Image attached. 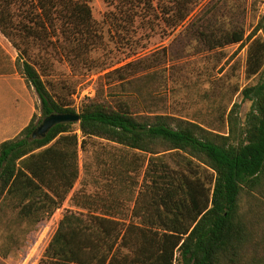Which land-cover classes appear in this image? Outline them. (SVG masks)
I'll return each mask as SVG.
<instances>
[{
    "label": "trees",
    "instance_id": "trees-1",
    "mask_svg": "<svg viewBox=\"0 0 264 264\" xmlns=\"http://www.w3.org/2000/svg\"><path fill=\"white\" fill-rule=\"evenodd\" d=\"M184 2L172 0L166 18L183 22ZM91 17L85 0H0V31L19 51L15 68L34 91L39 113L0 142V202L16 199L24 217L51 216L78 179L79 147L89 137L148 155L131 220L65 212L37 264H264V41L255 36L264 33V11L246 36L242 29L200 32L211 48L246 45L245 74L261 75L241 90L251 101L244 122L237 121L234 104L223 121L226 133L171 114L135 111L124 98L131 95L122 84L125 73L117 75L121 92L107 99L98 91L77 112L52 92L15 38L78 40L88 34ZM51 113H75L79 120L32 139ZM166 152L182 155L178 167L162 159Z\"/></svg>",
    "mask_w": 264,
    "mask_h": 264
},
{
    "label": "rangeland",
    "instance_id": "rangeland-1",
    "mask_svg": "<svg viewBox=\"0 0 264 264\" xmlns=\"http://www.w3.org/2000/svg\"><path fill=\"white\" fill-rule=\"evenodd\" d=\"M85 1L92 16L86 36L15 38L20 48L28 49L47 87L76 112L98 91L107 99L121 92L117 75L125 73L127 82L122 84L131 95L123 97L139 113L171 114L226 133L223 121L237 104V121L244 122L251 101L241 90L261 75L246 76V45L211 48L200 32L242 29L246 36L263 13L264 0H184L187 17L179 23L164 15L174 7L172 0H153L151 5L142 0ZM255 36L264 41L261 31ZM18 53L0 31V142L15 137L39 114L34 91L16 71ZM177 154L161 157L176 168L182 159ZM147 158L138 150L87 138L78 151V179L54 223L49 221L55 212L24 217L16 199L0 202V264H37L65 212L108 214L127 223Z\"/></svg>",
    "mask_w": 264,
    "mask_h": 264
},
{
    "label": "water",
    "instance_id": "water-1",
    "mask_svg": "<svg viewBox=\"0 0 264 264\" xmlns=\"http://www.w3.org/2000/svg\"><path fill=\"white\" fill-rule=\"evenodd\" d=\"M78 120L79 115L75 113H51L42 118L41 122L32 131L31 138H43L56 124L76 122Z\"/></svg>",
    "mask_w": 264,
    "mask_h": 264
},
{
    "label": "built area",
    "instance_id": "built-area-1",
    "mask_svg": "<svg viewBox=\"0 0 264 264\" xmlns=\"http://www.w3.org/2000/svg\"><path fill=\"white\" fill-rule=\"evenodd\" d=\"M58 212H59V209H57L56 211H55V213L53 214V216L51 217V219H50V223H54L57 219H58Z\"/></svg>",
    "mask_w": 264,
    "mask_h": 264
},
{
    "label": "crops",
    "instance_id": "crops-1",
    "mask_svg": "<svg viewBox=\"0 0 264 264\" xmlns=\"http://www.w3.org/2000/svg\"><path fill=\"white\" fill-rule=\"evenodd\" d=\"M60 210V208H58Z\"/></svg>",
    "mask_w": 264,
    "mask_h": 264
}]
</instances>
